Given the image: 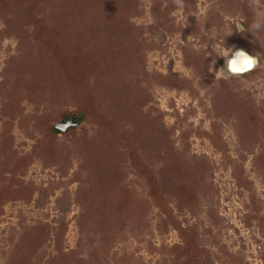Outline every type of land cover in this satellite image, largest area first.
<instances>
[{"label": "rangeland", "instance_id": "obj_1", "mask_svg": "<svg viewBox=\"0 0 264 264\" xmlns=\"http://www.w3.org/2000/svg\"><path fill=\"white\" fill-rule=\"evenodd\" d=\"M0 264H264V0H0Z\"/></svg>", "mask_w": 264, "mask_h": 264}, {"label": "water", "instance_id": "obj_2", "mask_svg": "<svg viewBox=\"0 0 264 264\" xmlns=\"http://www.w3.org/2000/svg\"><path fill=\"white\" fill-rule=\"evenodd\" d=\"M239 55L241 57L247 59L248 61L245 63V65L235 66V57H237ZM249 62H251V63L249 64ZM254 63H255L254 59L248 57L245 53H243L241 51H237L235 54H233L229 58V60L226 64V72H229L232 74H241V73H244V72L250 70L251 67H253ZM67 124L69 125V123H67V122L64 123V125L58 124L55 126V128L58 130L64 131L66 129V127L68 126Z\"/></svg>", "mask_w": 264, "mask_h": 264}, {"label": "bare ground", "instance_id": "obj_3", "mask_svg": "<svg viewBox=\"0 0 264 264\" xmlns=\"http://www.w3.org/2000/svg\"><path fill=\"white\" fill-rule=\"evenodd\" d=\"M238 57H241V56L239 55V56L235 57V66H238V65H236V63H237V58H238ZM247 61H248V60L246 59V62H247ZM246 62H245V63H246ZM244 65H245V64H244Z\"/></svg>", "mask_w": 264, "mask_h": 264}, {"label": "clouds", "instance_id": "obj_4", "mask_svg": "<svg viewBox=\"0 0 264 264\" xmlns=\"http://www.w3.org/2000/svg\"><path fill=\"white\" fill-rule=\"evenodd\" d=\"M176 2H177V3H179V2H180V0H176Z\"/></svg>", "mask_w": 264, "mask_h": 264}, {"label": "snow or ice", "instance_id": "obj_5", "mask_svg": "<svg viewBox=\"0 0 264 264\" xmlns=\"http://www.w3.org/2000/svg\"><path fill=\"white\" fill-rule=\"evenodd\" d=\"M251 62H249V64H250Z\"/></svg>", "mask_w": 264, "mask_h": 264}]
</instances>
